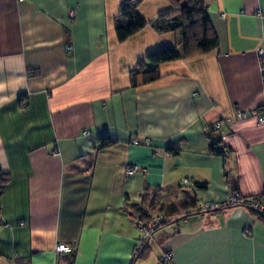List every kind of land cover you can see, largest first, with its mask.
Masks as SVG:
<instances>
[{
  "label": "crops",
  "instance_id": "obj_1",
  "mask_svg": "<svg viewBox=\"0 0 264 264\" xmlns=\"http://www.w3.org/2000/svg\"><path fill=\"white\" fill-rule=\"evenodd\" d=\"M206 2L218 49L146 73L149 53L183 51L153 28L169 0H138L137 17L122 0H0V264H264L263 219L198 210L230 185L264 193V0ZM134 206L171 218L137 259Z\"/></svg>",
  "mask_w": 264,
  "mask_h": 264
},
{
  "label": "trees",
  "instance_id": "obj_2",
  "mask_svg": "<svg viewBox=\"0 0 264 264\" xmlns=\"http://www.w3.org/2000/svg\"><path fill=\"white\" fill-rule=\"evenodd\" d=\"M169 2L173 7L172 10L161 14L158 17L156 24L153 25V28L160 34L169 32L181 34L183 37V51L180 53L176 47H170L158 49L149 53L144 61L139 63V66L144 68L143 71L146 73L156 72L158 66L162 63L196 57L217 50L219 47L217 35L207 14L206 0H169ZM137 3H125L122 9L123 13L125 12V14L137 17L135 12L138 5ZM143 26L144 22H142L139 27L123 24L117 25L116 35L118 41L122 42L126 40ZM110 144V139L104 138L101 140L100 146L104 147ZM210 147L211 151L218 155L225 156L227 153L225 147L221 151L216 150L213 142H211ZM9 180L8 173H4L0 170V196L3 192V188ZM199 186L202 187V185ZM261 195L264 197V193ZM132 210L133 211L130 214L141 221H147L151 217V215L140 206H134ZM252 212L264 220V211L258 212L252 210ZM147 248L148 246L142 249L139 257H141L142 252ZM70 255L74 256L75 252Z\"/></svg>",
  "mask_w": 264,
  "mask_h": 264
},
{
  "label": "built area",
  "instance_id": "obj_3",
  "mask_svg": "<svg viewBox=\"0 0 264 264\" xmlns=\"http://www.w3.org/2000/svg\"><path fill=\"white\" fill-rule=\"evenodd\" d=\"M125 3L135 4L138 0H122ZM259 15L264 17V13L259 12ZM222 17L225 15L222 14ZM67 52L72 50L71 47L66 48ZM261 53V52H260ZM22 105H25L22 103ZM246 113L242 111H237L235 118H244ZM230 119H226L225 123L229 122ZM259 124H264V114L261 113L258 118ZM222 121H217L212 125V142L215 144L216 150L221 151L224 149V145L222 143L221 137L219 135V130L222 125ZM84 135H87L88 132H84ZM131 143L134 145H149L150 138L148 137H135L131 139ZM138 172H145V169L137 166H133L126 169V175H133ZM186 183V181H185ZM229 207L234 208H242L247 210H253L258 212L264 211V197L262 195L256 196H243L237 191L232 185L229 186V191L227 193L226 199L223 203H205L200 204L198 206V210L201 212H208V211H217L223 210ZM171 218L167 217L164 213H156L151 215V217L147 221H141L136 219L135 223L137 228L139 229L140 235L137 239L135 248L133 250L132 259H137L140 256L142 249L146 246H149L153 240L154 234L164 225L169 223ZM246 234L248 232L246 231ZM54 253L55 254H67L70 255L76 251V244H66L58 242L54 245ZM163 261H170L171 254L170 253H163L161 256Z\"/></svg>",
  "mask_w": 264,
  "mask_h": 264
}]
</instances>
